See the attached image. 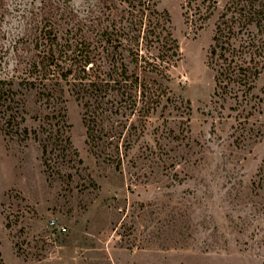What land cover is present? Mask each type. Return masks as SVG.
Masks as SVG:
<instances>
[{
    "label": "rangeland",
    "instance_id": "374dc122",
    "mask_svg": "<svg viewBox=\"0 0 264 264\" xmlns=\"http://www.w3.org/2000/svg\"><path fill=\"white\" fill-rule=\"evenodd\" d=\"M62 1L82 15L101 0ZM187 1L156 0L177 55L108 46L112 77L123 62L138 81L110 91L101 134L69 96L68 141L43 154L57 125L35 90L24 121L0 124V264H264V68L250 90L221 75L209 51L231 0L204 21Z\"/></svg>",
    "mask_w": 264,
    "mask_h": 264
},
{
    "label": "trees",
    "instance_id": "16d2710c",
    "mask_svg": "<svg viewBox=\"0 0 264 264\" xmlns=\"http://www.w3.org/2000/svg\"><path fill=\"white\" fill-rule=\"evenodd\" d=\"M191 1H187L189 6ZM216 2L195 0L198 19H208ZM97 6L96 11L79 15L62 0H0V124L5 129L26 119L31 91L44 96L49 109L42 118L46 116L49 125L57 126L44 136L43 154L52 145L63 150L68 141L59 123L65 121L69 96L79 101L86 136L92 139L102 132L96 124L109 114L110 91L137 83V75H129L123 62L117 73L121 78L112 77L108 46L124 40L137 45L155 40L161 62L178 54L176 41L165 25L168 19L159 15L156 0H101ZM249 25L256 30L251 31ZM263 47L264 0H231L216 25L209 51L215 60L222 58L221 75L234 76L240 84L246 81L247 89H253L264 68ZM138 52L133 53L135 62ZM10 59L14 61L12 73ZM21 134L28 136V128ZM104 149L101 146L100 150ZM114 152L119 153L117 145Z\"/></svg>",
    "mask_w": 264,
    "mask_h": 264
},
{
    "label": "built area",
    "instance_id": "2783aa9c",
    "mask_svg": "<svg viewBox=\"0 0 264 264\" xmlns=\"http://www.w3.org/2000/svg\"><path fill=\"white\" fill-rule=\"evenodd\" d=\"M62 230H64L65 228L64 227H61Z\"/></svg>",
    "mask_w": 264,
    "mask_h": 264
}]
</instances>
